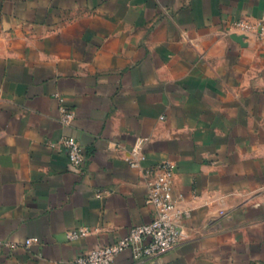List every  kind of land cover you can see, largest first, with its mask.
Listing matches in <instances>:
<instances>
[{
	"label": "crops",
	"instance_id": "obj_1",
	"mask_svg": "<svg viewBox=\"0 0 264 264\" xmlns=\"http://www.w3.org/2000/svg\"><path fill=\"white\" fill-rule=\"evenodd\" d=\"M263 18L264 0H0V240H39L0 264H73L150 223L166 161L184 240L113 264H264V40L234 27Z\"/></svg>",
	"mask_w": 264,
	"mask_h": 264
},
{
	"label": "built area",
	"instance_id": "obj_2",
	"mask_svg": "<svg viewBox=\"0 0 264 264\" xmlns=\"http://www.w3.org/2000/svg\"><path fill=\"white\" fill-rule=\"evenodd\" d=\"M234 27L242 32L256 34L264 40V18L257 22L238 21ZM60 101L61 123L71 126L76 114L64 106L63 99ZM62 146L71 166L81 171L86 156L80 142L73 137H67L63 138ZM128 162L132 168L140 167L137 161L128 159ZM145 177L148 187L147 203L154 209V219L148 224L133 227L125 237L112 245L88 251L79 256L73 264H113L116 257L126 250L131 251L135 260L157 258L181 244L185 238L181 222L189 216V212L179 205L181 196L176 198L174 195L175 163L166 161L154 169H147ZM88 234V229L81 228L68 232L67 237L69 240H77ZM33 244H39V240L28 239L23 243L0 240V250H15L20 246L29 248Z\"/></svg>",
	"mask_w": 264,
	"mask_h": 264
}]
</instances>
